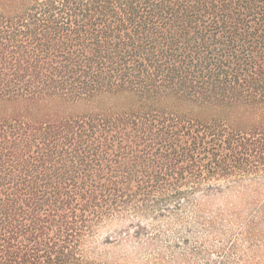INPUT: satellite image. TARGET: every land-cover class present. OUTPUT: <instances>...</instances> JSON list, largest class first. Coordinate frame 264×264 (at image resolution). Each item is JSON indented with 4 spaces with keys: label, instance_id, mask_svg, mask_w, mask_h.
<instances>
[{
    "label": "trees",
    "instance_id": "obj_1",
    "mask_svg": "<svg viewBox=\"0 0 264 264\" xmlns=\"http://www.w3.org/2000/svg\"><path fill=\"white\" fill-rule=\"evenodd\" d=\"M5 106L0 264H264V0H0Z\"/></svg>",
    "mask_w": 264,
    "mask_h": 264
},
{
    "label": "rangeland",
    "instance_id": "obj_2",
    "mask_svg": "<svg viewBox=\"0 0 264 264\" xmlns=\"http://www.w3.org/2000/svg\"><path fill=\"white\" fill-rule=\"evenodd\" d=\"M101 102L103 103L104 100H98L96 103ZM90 104V103H88ZM64 105V103H61L60 101H57L55 103H42L40 105V107L36 110V112H39V110L43 108V106L45 105V110H56V111H60L63 113H78L81 112L83 110H88L91 106L90 105ZM92 105V103H91ZM12 109V107L10 106H5L3 110H1L2 112H0L1 114H6V112H10ZM202 195V194H201ZM130 225V221H125L122 219H116L110 223L105 224L98 232L97 236L95 237V244H93L94 246L97 245L98 247L101 245H105V241L106 240H110V241H114L117 240H121V239H126L125 236H123L122 234L125 231H128V226ZM107 249H112L111 247H104ZM114 250V249H113Z\"/></svg>",
    "mask_w": 264,
    "mask_h": 264
}]
</instances>
